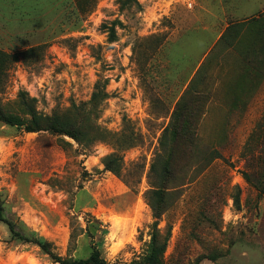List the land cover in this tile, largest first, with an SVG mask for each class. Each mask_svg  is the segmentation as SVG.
Segmentation results:
<instances>
[{"label": "rangeland", "instance_id": "374dc122", "mask_svg": "<svg viewBox=\"0 0 264 264\" xmlns=\"http://www.w3.org/2000/svg\"><path fill=\"white\" fill-rule=\"evenodd\" d=\"M136 2L0 0V50L36 49L11 68L0 104L22 116L25 94L39 114L86 132L77 143L50 131L0 125L4 216L62 258H86L95 245L109 264L138 260L153 222L144 199L150 162L175 102L197 87L195 155L216 150L220 158L198 175L202 163L187 167L185 179L192 182L179 188V199L159 221L158 228H171L163 263L201 264L205 256L214 264H264V198L254 187H264V96L243 112L222 109L224 63L216 55L201 60L202 42L216 40L217 30L203 34L189 0ZM112 23L116 39L109 43ZM97 83L103 97L90 104ZM111 153L122 157L118 177L102 164ZM176 155L178 161L180 149ZM85 220L100 224L89 236L79 231ZM0 264L59 263L35 245L10 239L0 222Z\"/></svg>", "mask_w": 264, "mask_h": 264}, {"label": "trees", "instance_id": "16d2710c", "mask_svg": "<svg viewBox=\"0 0 264 264\" xmlns=\"http://www.w3.org/2000/svg\"><path fill=\"white\" fill-rule=\"evenodd\" d=\"M121 4H126L131 1L137 6L136 0H120ZM107 29V41L112 43L116 39L114 23ZM234 27L231 25L222 35L223 39L228 34L232 35ZM221 36V37H222ZM232 46V44H228ZM36 53L35 48H29L24 51L7 53L0 50V91L5 87L9 72L14 64L19 61L29 59ZM195 87L193 90L186 88L179 99L175 102L168 125L163 129L161 138L158 142V151L152 158L147 178L149 189L144 194V199L151 211L153 222L150 226L149 242L144 249L142 256L138 260H134L129 264H164L163 255L166 251V245L170 238V226L166 225L164 229L158 228L160 218L175 204L179 199V188L192 182L191 177L185 179L187 167L192 163H202L200 174L210 166L214 159L220 158V154L214 150L211 153L201 155L196 158V140L198 136V125L194 117L200 113V101L197 97L199 94ZM98 83L94 87L89 103H97L102 99L103 94ZM194 91V92H193ZM25 94L20 95V104L23 107L22 116L8 113L0 104V125L16 127L24 132L50 131L52 133L66 135L72 138L77 143H80L83 136L86 134L79 127L63 121L58 116H43L39 114L34 107V98H26ZM205 114L201 113V116ZM206 115V114H205ZM118 141V140H117ZM121 143L130 147L129 139L120 140ZM180 149V158L176 150ZM196 159H199L198 161ZM177 163H182L180 172L183 178L180 183H177L176 178L180 173L177 170ZM102 164L106 171H109L115 176H120L122 172V157L116 153H111L105 156ZM139 172H136V174ZM185 179V180H184ZM255 189L258 192L257 198H264V187L255 184ZM233 206L236 210L239 209L238 194L232 196ZM0 222L3 223L9 232L10 239L28 243L37 246L44 254L48 255L54 263L59 264H109L101 257L100 251L94 245L90 249V253L86 258H62L53 252L51 244L41 237H38L32 231H26L22 224L14 223L12 220L4 216L3 204L0 202ZM99 222H96V227L90 226L89 220H85V227L79 228V231L84 236H89V230L93 228L98 230ZM100 233L102 231L100 230ZM76 237L75 229L71 228L70 239ZM91 237V236H90ZM208 260L214 263L210 257L202 256L198 261Z\"/></svg>", "mask_w": 264, "mask_h": 264}, {"label": "crops", "instance_id": "0c3cea01", "mask_svg": "<svg viewBox=\"0 0 264 264\" xmlns=\"http://www.w3.org/2000/svg\"><path fill=\"white\" fill-rule=\"evenodd\" d=\"M189 1L192 7H187L185 2L183 7L200 13L197 27L203 34L217 30L216 40L202 42L201 60L216 55L218 62L224 63L225 80L218 91L221 108L241 112L254 108L264 96V0ZM231 25L232 35L223 39L222 35ZM201 264L214 263L204 260Z\"/></svg>", "mask_w": 264, "mask_h": 264}]
</instances>
